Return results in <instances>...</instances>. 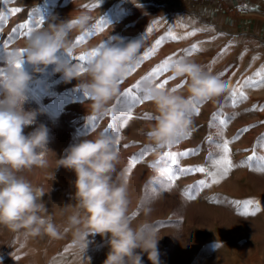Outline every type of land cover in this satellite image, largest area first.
Masks as SVG:
<instances>
[{
    "label": "rangeland",
    "instance_id": "374dc122",
    "mask_svg": "<svg viewBox=\"0 0 264 264\" xmlns=\"http://www.w3.org/2000/svg\"><path fill=\"white\" fill-rule=\"evenodd\" d=\"M215 1L0 0V15L6 17L0 24V70L7 53L22 49L28 38L27 30L13 34V28L21 24L34 26L33 32L47 28L49 23L58 24L70 19L76 7L92 10L94 20L88 30L95 29L101 20L107 21L101 25L102 30L94 31L84 43L76 45L84 50L82 54L86 55L101 44L116 42L110 41L109 37H119L124 44L136 39L143 41L136 61L128 66L133 71L124 75L121 93L109 101L103 115H95L87 107L91 99L77 87L79 80L65 82L61 73L53 72V65L43 72H34L30 64L23 65L32 76L26 92L28 100L23 107L26 111L38 112L33 124L24 128V134L40 125L46 126L49 151L44 157L47 160L45 166H34L19 175L44 190L42 202L60 226L62 236L26 238L22 232H13L0 225V259L8 260L4 264H40L42 259L48 258H74L85 260L81 264H103L110 250L107 235L89 234L88 246L81 257L76 252L79 247L74 243V230L68 225V217L75 210L76 175L72 170L57 167V161L70 145L93 138L104 132L109 124L114 125L120 136L119 144H115L120 155L117 173L124 172L129 178V220L134 228L147 223L158 233L160 264H264V170L261 168L264 147L256 145L257 138L264 134V110H261L264 86L243 85L248 79H264V0H223L220 5H215ZM14 8L20 11L12 12ZM41 19L43 23H37ZM85 32L72 31L69 39L75 44ZM169 32L184 38L166 39L153 56L137 66V61L155 41ZM189 32H195V35L189 36ZM4 43L8 44L7 48ZM193 44L200 50L185 55L184 50ZM173 54V59L189 58L213 74L223 72L220 77L228 82L229 88L208 102H197L199 114L191 112L190 129L177 139L178 143L157 151L146 135L155 123L154 105L150 101L133 105V118L127 126L120 127L119 104L121 94L127 88L137 81H142V86V78ZM58 55L69 63H77L62 52ZM257 72L262 75L257 76ZM169 76L168 70L154 81L160 83ZM80 79H88L86 72ZM182 82L183 79L170 80L165 87H177ZM186 88L187 83L177 91L187 96ZM234 89H242L248 98L239 100V96L232 95ZM139 95L143 96L142 92ZM237 100L239 102L234 104ZM213 113H217L216 119H213ZM220 120H225L226 126ZM252 125L255 126L250 127ZM244 128L249 130L242 132ZM105 134L115 139L111 131ZM236 136L239 139L233 140ZM223 140L231 141L229 155L236 166L219 179V183H212L213 178H219L217 161L221 152L217 143ZM254 145L255 159L249 162L247 158L253 155ZM190 149H196V153L180 157L178 165L170 164L164 157L165 152ZM133 156L137 157L138 163L129 174L125 169ZM189 167H205L217 175L208 177L205 173L181 174L177 171V168ZM165 168H171L175 173L174 183L169 182L167 175H161ZM202 179L210 186L193 187ZM188 192L195 198L189 199ZM248 200L254 204L245 208L244 202ZM147 208L152 210L150 215H145ZM135 251L141 254L142 264H152L147 253H141L140 249Z\"/></svg>",
    "mask_w": 264,
    "mask_h": 264
},
{
    "label": "clouds",
    "instance_id": "9594fccd",
    "mask_svg": "<svg viewBox=\"0 0 264 264\" xmlns=\"http://www.w3.org/2000/svg\"><path fill=\"white\" fill-rule=\"evenodd\" d=\"M91 12V9L76 7L70 19L49 23L47 28L34 31L22 49L7 53L0 70V225L22 232L26 238L41 235L60 238L62 232L42 202L44 190L19 175L34 166H45L44 157L49 151L46 126L40 125L24 134V128L33 124L38 112L26 111L23 107L32 80L23 65H32L34 72H43L53 65V72L61 73L65 82L79 80L77 87L91 99L87 107L93 114L103 115L109 101L121 93L125 69L136 61L142 47V39L124 44L119 37H109L116 42L105 43L90 57L85 71L88 79L81 80L78 65L62 59L58 53L68 57L84 55V50L69 39V34L87 31L94 20ZM169 71L171 77L187 82V96L174 91L175 87L161 88L151 79L141 86L143 97L155 107V123L146 135L157 151L167 148L190 129L193 107L190 101L208 102L229 88L219 74L204 70L186 57L174 59ZM115 144L112 136L101 132L70 145L57 161V167L72 170L76 175L75 210L68 217V225L74 230V243L86 249L89 234L107 235L110 250L103 264H142L136 249L147 253L152 264H160L158 233L147 223L134 228L129 220V178L124 172L117 173L120 155ZM151 211V208L145 209V215Z\"/></svg>",
    "mask_w": 264,
    "mask_h": 264
},
{
    "label": "snow or ice",
    "instance_id": "6c2138e0",
    "mask_svg": "<svg viewBox=\"0 0 264 264\" xmlns=\"http://www.w3.org/2000/svg\"><path fill=\"white\" fill-rule=\"evenodd\" d=\"M87 7V5L85 6ZM12 12H19L20 9L19 8H14L11 10ZM6 21V17H4L3 15H0V24H3ZM37 23H43V19H41L40 21H38ZM107 23V21L105 20H101L99 22L98 25H96L95 29H90L88 31L85 32L84 35L79 36L76 41H75V45L84 43L86 38L88 36H91L93 34L94 31L96 30H102L101 25H105ZM21 30H27L26 31V35L30 36L33 33L34 30V26H30L29 24H21L18 27H15L12 29V33L13 34H18ZM149 31H151V29H149ZM189 36L191 35H195V32H189L188 33ZM184 37H177L174 34H172L171 32L168 33L167 36H162L160 39H157L155 41V44L147 51L144 53V55L140 58V60L137 61V66H139V63L142 60H147L149 59L151 56H153L164 44V41L166 39H172V40H176V39H182ZM4 48L8 47L7 43H4ZM104 45L101 44L99 47H97L96 49L92 50L91 52H89V54L86 55H79L76 57H71L72 59L77 61V65L80 68L81 72H85L86 71V64H88L90 62V57H94L97 54V50L99 48H102ZM199 47L197 44H193L191 47L187 48L184 50L185 55H191L193 52H197L199 51ZM21 54H23L21 52ZM175 54L173 55H169L166 58H164L159 64H157L155 67H153L142 79L143 81H147V80H155L157 78H159L163 73L167 72L169 70V66L170 64L174 61L173 57ZM81 62H86V63H81ZM133 71L132 67H128L125 69V74L127 75L128 73H131ZM220 76L224 75L223 72H221L219 74ZM257 76L262 75L261 72H257L256 73ZM174 77L169 76L166 80H164L163 82L158 83V86L161 88H164L168 82L170 80H174ZM122 82V80H121ZM141 83L142 81H137L134 85L130 86L129 88H127L122 94V100L119 104V108H120V113H121V119L122 122L120 124V127H125L127 126L128 122L133 118L132 117V107L135 104H140L143 103L144 101H146V98H144L143 96L139 95L140 92H142L141 90ZM186 81H183L181 84L177 85V87H175L173 90L177 91L179 88H182L184 86V84H186ZM243 85H252V86H264V79L260 80V81H253L251 79L245 80L243 82ZM233 96H239V100H246L248 97L244 94L243 90H233L232 93ZM239 100L234 101L235 103H238ZM190 103L192 104V111H194L197 115L199 114V107H197V102L196 101H190ZM261 110H264V107L261 108ZM147 116V114H146ZM147 118H151L150 116H148ZM217 118V113H213V119ZM92 120H95V117L92 118ZM220 123L224 126H226V121L225 120H220ZM255 125H252L250 127H254ZM249 129L248 128H244L242 129V132H247ZM109 131H111V134L114 135L115 140H116V144H119L120 141V136H119V132L117 131V129L114 127L113 124H109L107 126V128L104 129L105 133H109ZM190 135V133L188 134ZM209 139H211V137H209ZM239 139V136L233 137V140ZM264 134H262L260 137L257 138L256 141V145H259L261 147H264ZM173 143H178V140H175L174 142L170 143L168 146L171 147ZM231 143V141L228 140H223L222 142L217 143V148L220 149V157L217 161L218 165H220V173H219V178H213L212 179V183H219V179H222L224 176H227L229 170L233 167H235L236 165L233 164L232 160L230 159V148H229V144ZM256 145H254L253 147V155L249 156L247 158V160L249 162L253 161L255 159V147ZM125 147H127L125 145ZM115 150L118 151V149L115 147ZM247 151V149L245 150ZM196 153V149H190L187 151H182V152H165L164 153V157H166L170 164L172 165H178V160L180 157H188L190 155H194ZM261 168L262 170H264V157L261 158ZM138 163L137 157L133 156L130 159L129 162V166L128 168L125 169L126 173L131 172V169L133 167H135ZM244 162L242 161L241 164H243ZM152 167H155V165H152ZM177 171L181 174L184 173H193V172H199V173H205L206 176L208 177H216V173H212L209 172L205 167H189V168H177ZM161 175H167V178L169 180L170 183H174L175 179H177L175 173L173 172V170L171 168H165L161 170ZM210 186L209 184H207V182L205 180H199L196 182V185L193 187H207ZM188 195L189 199H194L195 197L191 194V192L186 193ZM254 204V201L252 200H248L244 202L245 208L252 206ZM256 210L258 211L259 208L257 206ZM251 214H255V212L251 213Z\"/></svg>",
    "mask_w": 264,
    "mask_h": 264
},
{
    "label": "crops",
    "instance_id": "0c3cea01",
    "mask_svg": "<svg viewBox=\"0 0 264 264\" xmlns=\"http://www.w3.org/2000/svg\"><path fill=\"white\" fill-rule=\"evenodd\" d=\"M223 0H221V1H215L214 3H215V5H220V4H223ZM79 247V246H78ZM75 248H77V247H75ZM83 251H84V248H81V247H79V250H77L76 252H78V256H80L81 257V255L80 254H83ZM87 252H91V251H87ZM91 254V253H90ZM92 255V254H91ZM85 260H81V259H61V258H48V259H42V261H40V264H75V263H83ZM6 262H8V260H6V258H2V259H0V263L1 264H4V263H6Z\"/></svg>",
    "mask_w": 264,
    "mask_h": 264
}]
</instances>
